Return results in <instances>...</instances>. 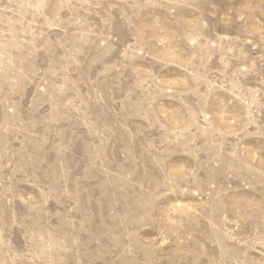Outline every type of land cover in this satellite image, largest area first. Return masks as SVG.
Instances as JSON below:
<instances>
[{
    "label": "rangeland",
    "instance_id": "rangeland-1",
    "mask_svg": "<svg viewBox=\"0 0 264 264\" xmlns=\"http://www.w3.org/2000/svg\"><path fill=\"white\" fill-rule=\"evenodd\" d=\"M0 264H264V0H0Z\"/></svg>",
    "mask_w": 264,
    "mask_h": 264
}]
</instances>
